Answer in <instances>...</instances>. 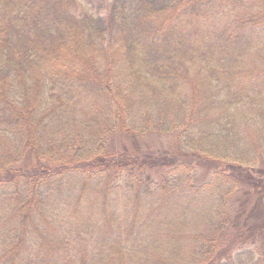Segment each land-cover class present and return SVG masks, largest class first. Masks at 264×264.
Wrapping results in <instances>:
<instances>
[{
  "label": "trees",
  "instance_id": "obj_1",
  "mask_svg": "<svg viewBox=\"0 0 264 264\" xmlns=\"http://www.w3.org/2000/svg\"><path fill=\"white\" fill-rule=\"evenodd\" d=\"M263 199L264 0H0V264H264Z\"/></svg>",
  "mask_w": 264,
  "mask_h": 264
},
{
  "label": "rangeland",
  "instance_id": "obj_2",
  "mask_svg": "<svg viewBox=\"0 0 264 264\" xmlns=\"http://www.w3.org/2000/svg\"><path fill=\"white\" fill-rule=\"evenodd\" d=\"M137 142H139L138 145L140 146L142 151H149L151 153H157L158 151H162V152L167 151L171 154H174L178 152L177 148H179V146L177 145L178 138L175 134H168L165 136H161L159 134L146 135L144 137H139L137 139ZM117 143H120V142H117ZM165 168L166 166L162 167V166L156 165V167H150L148 171L154 177H157V173L160 174L161 172L165 170ZM208 170L209 168H203V167H200L197 169L196 178L199 182L205 180L208 177L209 175ZM243 189L244 187L235 194V197L233 199L232 210L234 212V218H235V215H238L239 213H241L243 209L244 203H241V201H244V198H246L244 192L242 191ZM260 201H263L262 205L264 206V199ZM257 206L260 209V206L259 205ZM263 210H264V207H263ZM262 215H263V220H262L263 223H261V226L264 224V211ZM257 229L259 230H256V228H252V229L244 228L243 231L249 235L247 243L251 244V246L259 245L260 248L264 250V235H261V233L259 235V232H261V229L260 228H257ZM262 229L264 230V226H262ZM234 231H235L234 229L230 230V234L232 236H233Z\"/></svg>",
  "mask_w": 264,
  "mask_h": 264
}]
</instances>
